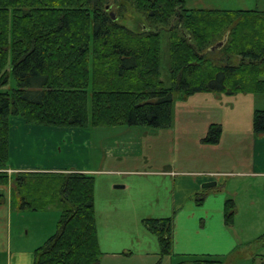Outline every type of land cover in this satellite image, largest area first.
Here are the masks:
<instances>
[{"label":"trees","instance_id":"16d2710c","mask_svg":"<svg viewBox=\"0 0 264 264\" xmlns=\"http://www.w3.org/2000/svg\"><path fill=\"white\" fill-rule=\"evenodd\" d=\"M112 2L117 16L133 8L146 27L134 31L112 19L109 0H0V89L10 75L16 82L0 91V185L11 184L10 203L19 209L53 205L59 211L56 230L35 250L33 264L99 263L94 178L74 171L10 178L3 170L9 168L11 117L50 127L167 128L175 94H264V9H189L186 0ZM252 131L264 134V110L254 111ZM220 135V126L210 124L202 141L216 144ZM223 213L231 224L232 199ZM142 223L157 237L159 259L170 256L173 216ZM181 258L174 264H223L213 255Z\"/></svg>","mask_w":264,"mask_h":264},{"label":"rangeland","instance_id":"374dc122","mask_svg":"<svg viewBox=\"0 0 264 264\" xmlns=\"http://www.w3.org/2000/svg\"><path fill=\"white\" fill-rule=\"evenodd\" d=\"M112 1L109 0L107 4L108 12L113 13L120 24L134 31L146 27L143 17L133 8H126L121 17L117 16V8ZM186 7L264 9V0H186ZM167 56V34L162 33V79L167 78ZM166 84L168 85V82ZM15 87V79L10 75L8 83L0 91H10ZM235 99H237L235 96L214 92L195 93L184 98L175 94L171 125L167 128L119 126L89 129L92 136V143H89L91 148H87V144L86 148H83L85 144L82 143L80 156L83 161L86 158L84 157L86 151L91 154L88 164L94 178L93 202L97 237L101 239L102 245L104 240L105 242L112 240L115 242L114 247L118 243L130 249L134 246L144 247L147 249L146 252L150 253L129 262L125 261L126 263L123 264H174L182 259L181 256L176 260L166 256L159 261V257L155 255L159 248L157 237L144 227L142 221L174 217L172 177L162 175L160 172L175 171L184 174L208 170L228 175L226 176L228 199H232L235 203L236 213L231 224L224 223V226L227 233L236 239L237 247L225 254H206L222 258L223 264H264V178L236 176L239 172L236 166L241 165L235 163L238 150L232 146V143L234 139L237 141L240 137L229 132L230 126L236 125L239 128L245 127L246 122L250 124L254 110L264 109V103L257 100L252 106L253 109L249 106L246 109V105L236 102ZM241 107H243L242 111ZM223 110L230 112V118L223 116ZM210 124H218L220 128L228 131L222 133L221 144L202 141ZM76 139L70 135L67 145L72 146ZM246 144L248 141L245 142V146ZM79 146L80 143L78 148ZM248 150L249 148L246 147V151ZM246 151L243 148L242 154ZM9 169L3 171H6L10 178L19 173ZM72 171L90 175L89 172L76 169L50 174L58 175ZM10 185H0V187L9 186L11 190ZM115 185L123 187L115 188ZM4 192L1 202L5 200ZM50 207L51 210L43 216L40 224L37 221L35 224L36 219L27 216L28 214H21L23 218L17 220L15 210L13 234L19 233L18 231L22 229L23 239L31 242L38 236L43 226H46L47 230H52L51 234H54L56 229L54 221L58 218H54L56 210L52 208L55 207L53 205ZM25 223L29 227H25ZM213 232L223 240L220 228ZM0 264H3L1 256Z\"/></svg>","mask_w":264,"mask_h":264},{"label":"crops","instance_id":"0c3cea01","mask_svg":"<svg viewBox=\"0 0 264 264\" xmlns=\"http://www.w3.org/2000/svg\"><path fill=\"white\" fill-rule=\"evenodd\" d=\"M233 96L237 98L235 99L236 102L246 105V109H248V106L253 109L252 106L255 105L254 103L257 100H261L264 103V94L247 93ZM223 116L230 118V112L223 110ZM252 118L250 124L245 123V127L230 126L231 130L229 132L240 137L237 141L234 139L232 143V146L238 150L235 163L241 165L236 166L239 169L236 176L264 178V134L256 135L253 133ZM90 128L92 127L70 128L32 125L27 124L21 118L11 117L8 138L9 170L15 172L54 173L66 169H76L89 172L92 175L90 172L92 170H90L88 164L91 154L86 151L84 154L86 158L83 161H81L80 156L82 143L85 144L83 148H86V144L87 148H89V143H92ZM223 132L228 131L221 127V135L216 144H221ZM70 135L77 138L72 146L67 145ZM247 141L248 144L245 146ZM59 142H61V145H59ZM79 143L80 146L78 148ZM246 147L249 148L248 151H246ZM243 148H245L246 152L242 154ZM160 174L172 177L171 189L173 191V209L175 214L173 217V244L170 258L173 257L176 260L181 255L225 254L237 247L236 239L227 233L224 226V202L229 195L226 178L228 175L210 172L209 170L185 172L184 174L175 171H162ZM207 182H215L216 184L210 188H202V185ZM3 192L5 193V200L0 203V256L2 257V262L3 264H33L35 250L52 235V230H47V227L43 226L32 242L26 241L21 235L22 229L18 231L19 233L13 234L14 211L16 210L15 216H17V220L18 218H23L21 214H28L27 216L36 219L35 224L36 221L40 224V221H43V216L49 213L51 207L36 211L31 209L22 210L10 203L9 186L0 187L2 196ZM195 195H198L197 197L201 200L200 203L194 198ZM52 209L56 210L54 218H59L58 208ZM56 221L58 219L54 221L57 224ZM31 224L32 226L34 225L33 222ZM24 226L29 227L26 223ZM33 228L35 230V227ZM218 228H220L223 240L213 232ZM26 235H28V232ZM98 242L102 253L98 264H123L125 261L129 262L139 256L150 255V253L148 254L149 251L146 252L147 249L144 247L134 246L130 249L121 244L119 245V243L114 247L113 244L115 242L112 240L108 242L104 240L102 245L100 238ZM155 255L160 257L159 248Z\"/></svg>","mask_w":264,"mask_h":264},{"label":"water","instance_id":"95a60500","mask_svg":"<svg viewBox=\"0 0 264 264\" xmlns=\"http://www.w3.org/2000/svg\"><path fill=\"white\" fill-rule=\"evenodd\" d=\"M110 15L112 19H115V16L113 15V13H111ZM222 44H223V41L216 43L213 47H211V50L221 47ZM215 184H216L215 182H207L202 185V188H210V187L215 186ZM122 187H123L122 185H115V188H122Z\"/></svg>","mask_w":264,"mask_h":264}]
</instances>
